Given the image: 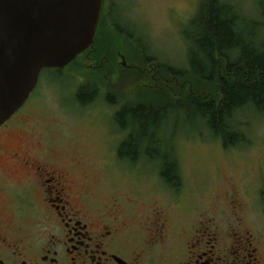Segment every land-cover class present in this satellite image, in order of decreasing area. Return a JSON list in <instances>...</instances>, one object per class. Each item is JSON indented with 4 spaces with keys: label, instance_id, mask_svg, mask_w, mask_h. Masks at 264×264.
I'll use <instances>...</instances> for the list:
<instances>
[{
    "label": "rangeland",
    "instance_id": "rangeland-1",
    "mask_svg": "<svg viewBox=\"0 0 264 264\" xmlns=\"http://www.w3.org/2000/svg\"><path fill=\"white\" fill-rule=\"evenodd\" d=\"M201 1L103 0L104 46L96 66L82 58L60 73L42 70L19 116L26 123L14 135L30 150H40L39 145L54 148L48 150L50 155L59 154L66 165L76 159L89 168L93 182L108 178L120 183L119 193L124 189L137 198L138 213L150 210L153 203L171 208V199L178 204L171 215L214 209L215 198L233 185L244 203L248 229L264 236V115L251 109L239 112L233 124L247 142L224 148L190 106L175 107L167 130L159 132L164 139L158 134V145L151 146L158 161L143 154L132 164L114 151L129 134L115 122L122 107L218 99L216 88L197 81L188 70L184 36L193 33L190 22ZM230 1L245 20L260 23L259 0ZM174 70L187 76L179 77ZM84 85L96 88L97 95L83 106L76 96ZM164 155L176 166L171 192L157 173ZM125 180L130 186L124 185Z\"/></svg>",
    "mask_w": 264,
    "mask_h": 264
},
{
    "label": "flooded vegetation",
    "instance_id": "flooded-vegetation-1",
    "mask_svg": "<svg viewBox=\"0 0 264 264\" xmlns=\"http://www.w3.org/2000/svg\"><path fill=\"white\" fill-rule=\"evenodd\" d=\"M22 108L0 127V264H264V236L248 229L233 185L214 209L171 215V199L138 213L120 183L91 181L89 168L66 165L50 146L24 148L14 135Z\"/></svg>",
    "mask_w": 264,
    "mask_h": 264
},
{
    "label": "trees",
    "instance_id": "trees-1",
    "mask_svg": "<svg viewBox=\"0 0 264 264\" xmlns=\"http://www.w3.org/2000/svg\"><path fill=\"white\" fill-rule=\"evenodd\" d=\"M258 6L261 21L251 23L240 15L230 0L201 1L195 18L190 22L193 33L184 36L188 42V70L197 81L216 88L218 99L202 102L195 97L174 104L160 100L122 107L115 115V122L120 129H128L129 135L117 151L120 160L127 159L133 164L144 154L149 161H158L157 150L153 151L151 146L158 145V134L167 130L175 107L189 109L190 106L193 114L205 121L224 148L247 142L244 132L233 124V120L246 109L264 115V0H259ZM102 17L103 11L93 47L69 66L82 58H87L91 65L95 64L104 46L100 40ZM181 71L174 70L179 77L187 76ZM96 95V88L84 85L76 99L84 106L91 103ZM160 158L164 159L161 161L162 178L175 184L176 174L171 172L170 159L166 155Z\"/></svg>",
    "mask_w": 264,
    "mask_h": 264
},
{
    "label": "water",
    "instance_id": "water-1",
    "mask_svg": "<svg viewBox=\"0 0 264 264\" xmlns=\"http://www.w3.org/2000/svg\"><path fill=\"white\" fill-rule=\"evenodd\" d=\"M102 3L0 0V127L28 101L42 70L62 71L93 47Z\"/></svg>",
    "mask_w": 264,
    "mask_h": 264
}]
</instances>
